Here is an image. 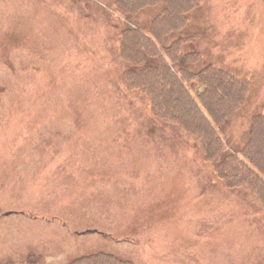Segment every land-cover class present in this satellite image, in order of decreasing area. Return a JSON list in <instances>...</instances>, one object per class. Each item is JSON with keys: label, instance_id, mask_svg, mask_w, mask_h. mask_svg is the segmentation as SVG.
<instances>
[{"label": "rangeland", "instance_id": "rangeland-1", "mask_svg": "<svg viewBox=\"0 0 264 264\" xmlns=\"http://www.w3.org/2000/svg\"><path fill=\"white\" fill-rule=\"evenodd\" d=\"M115 6L0 0V216L14 212L0 218V264L98 251L133 264H264L261 203L228 190L196 142L124 86ZM164 6L128 21L147 31ZM183 34L204 57L194 70L213 62L251 82L221 131L241 151L264 115V0H202Z\"/></svg>", "mask_w": 264, "mask_h": 264}, {"label": "trees", "instance_id": "trees-1", "mask_svg": "<svg viewBox=\"0 0 264 264\" xmlns=\"http://www.w3.org/2000/svg\"><path fill=\"white\" fill-rule=\"evenodd\" d=\"M115 1L117 13L128 18L156 6L160 0ZM164 1L165 6L151 21L148 35L132 25L121 32L119 55L126 63L123 83L129 90L147 95L154 117L176 125L191 137L229 189H245L264 206V116L253 118L250 138L241 151L230 149L219 136V130L249 97L250 83L214 64L197 72L182 69L186 39L182 41L180 36L201 0ZM195 55L189 54L190 64L196 63ZM199 87H204L205 92L200 93ZM69 264L132 263L98 252L75 258Z\"/></svg>", "mask_w": 264, "mask_h": 264}]
</instances>
